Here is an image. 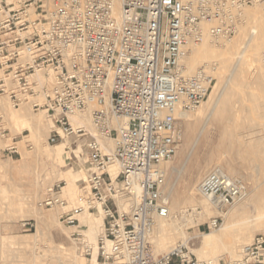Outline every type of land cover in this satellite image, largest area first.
<instances>
[{
	"label": "built area",
	"instance_id": "1",
	"mask_svg": "<svg viewBox=\"0 0 264 264\" xmlns=\"http://www.w3.org/2000/svg\"><path fill=\"white\" fill-rule=\"evenodd\" d=\"M255 5L264 0H16L12 8L0 0V105L6 98L14 109L55 117L49 144L85 142L88 187L77 203L69 209L57 185L39 205L62 209L59 221L89 264H218L188 244L155 259L146 246L172 215L165 165L182 142L181 115L196 111L215 83L211 64L190 73L186 60L205 41L235 35ZM248 191L222 168L210 171L198 187L218 214L209 228L219 229ZM85 213L103 218L97 249L81 225ZM224 264H264V235Z\"/></svg>",
	"mask_w": 264,
	"mask_h": 264
},
{
	"label": "rangeland",
	"instance_id": "2",
	"mask_svg": "<svg viewBox=\"0 0 264 264\" xmlns=\"http://www.w3.org/2000/svg\"><path fill=\"white\" fill-rule=\"evenodd\" d=\"M3 1L12 8L16 0ZM246 9L238 32L214 47L211 53L199 55V63L195 64L194 71L204 63L218 64V71L213 74V90L217 86L219 89L224 87V91L214 109L209 95L196 111L180 121L182 142L173 161L165 165L172 219L159 224L153 233H168L171 239L168 246L149 259L169 252L186 239L191 250L200 249L203 235L214 233L219 238L215 248L219 256L217 263L224 264L234 260L241 247L250 245L256 236L264 235V219L253 221L246 230L237 225L257 216L254 208L239 211L241 201L229 208L239 212L233 220L235 225L226 236L218 231L221 227L211 230L209 223L218 214L208 212L209 203L198 192L202 179L217 167L243 181L251 195L256 194L259 184L264 186L263 164L260 161L250 163L242 155L243 146L250 139L248 133L253 132L256 140L264 137V38L260 40L263 43L259 50L250 49L249 55L243 56L251 28L259 29L258 17L264 19V6ZM210 45L214 46L213 43ZM47 120L45 112L33 111L28 106L14 109L6 98L0 105V264H62L64 260L70 264L90 263L75 243L73 229L59 221L62 209L39 206L50 188L61 185L64 187L63 198L69 202V209L73 207L79 198L78 191L82 193V188L88 187L90 171L85 142L66 137L74 146L80 145V150L74 152L73 145L58 150V144L48 142L53 128L48 127ZM21 121L25 122L24 127ZM30 123L34 132L30 131ZM13 147L16 152L8 151ZM186 197L189 203L183 208L178 203ZM197 205L208 217L181 215L183 209ZM97 218L103 219L98 213H85L80 217L85 235L94 246L101 228L91 234L88 223ZM150 244L148 241L147 246Z\"/></svg>",
	"mask_w": 264,
	"mask_h": 264
},
{
	"label": "bare ground",
	"instance_id": "3",
	"mask_svg": "<svg viewBox=\"0 0 264 264\" xmlns=\"http://www.w3.org/2000/svg\"><path fill=\"white\" fill-rule=\"evenodd\" d=\"M246 11H247V9L244 10L243 15H242L243 17L245 16ZM263 16H264V14H263ZM242 21H243V19H242ZM258 21L260 23L259 29H256V27H254V28H251V30H250V37H249V39H248V41L246 43V47L244 46L246 48V50H244V52H243V56L244 57H245L246 54L249 55L248 54L249 52H247V51H249L250 49L259 50L261 44L263 43V42L260 43V40H262L264 38V19H263V17H260V18L258 17ZM241 25H242V23H241ZM210 43H209V41H205L201 45H199L197 47H194L191 50L192 54L190 53L189 57L186 60V65H187L188 72L194 73L196 70H198L201 67H204L207 64H211L210 67H212V68L210 69V71L212 72V74H214V73H216L218 71V64H216V63H204L203 65H201L200 67H198L194 71V69L196 68L195 64L199 63V61H198L199 55L206 54V53L209 54V53H211L212 49H214V47L217 46L215 44H213L214 46H211ZM257 53H259V52H257ZM253 54H255V52ZM246 60H248V58ZM196 62H198V63H196ZM223 91H224V87L219 89L216 86V88H214L213 92H211L212 94H210L211 95L210 98L213 100V105H212L213 109L219 104L221 96L223 94ZM191 113L192 112L183 113L181 115V119L184 120L183 117L188 115V114H191ZM75 120L78 123H80V119L78 117ZM55 121H56V118H54L53 116H48V120H47L48 127L49 128H54L55 127V125H54ZM21 122H22L23 127H24L26 125L25 122L24 121H21ZM82 123L88 124L89 122L86 119ZM53 125H54V127H52ZM30 131H32V132L35 131L34 130V126L31 123H30ZM247 132H249V131L247 130ZM248 136H249L250 139L248 138L249 141L246 142L245 146H243V149H242L243 151L241 150L243 154L242 153L241 154L243 156H245V158L250 163H254L255 164L257 161H260L263 164L262 167H264V137H261V138L256 140L254 138V133L253 132L248 133ZM64 137L65 138H63L62 142H60L57 145L59 147L58 150H60V151H63V150L66 149V147H69L70 145H73L70 139H66V136H64ZM82 143H84V142H82ZM260 143L262 144V146H259ZM80 148H81L80 145H78V146H74L73 145V151L74 152H78L80 150ZM230 176L233 177V178H236L235 175L231 174ZM78 192H79L78 195L80 197L81 196L80 195L81 191H78ZM168 196L170 198L169 193H168ZM178 198L179 197H177V199ZM202 199L206 200L204 198H202ZM78 200H79V198L76 201H78ZM206 201L209 203L208 206H207L208 207L207 208L208 212L215 211L213 206L211 205V203L208 200H206ZM170 202H171V200H170ZM241 202H242V207L239 206V207H241V209H239V211L240 210L243 211V210H246V209L254 208V211H255L257 216H255L254 218L253 217L247 218L246 220H244V221H242L240 223H237V225L242 226L243 229L246 230L247 226H249V224L252 223L253 221H255V220L256 221H260V220L264 219V186H262V184L258 185L255 195H254V193L252 195H251V193H247V195L241 200ZM188 203H189V201H188V199L186 197L185 200H183L182 202L178 203V205H183V208H185L188 205ZM238 203H236V204H238ZM197 207H198V205H197ZM194 208H196V207H194ZM183 211H186V209L185 210L183 209L181 212H183ZM239 211L238 210H234V209L233 210L229 209V211H226L224 214H222V217L224 219V223L222 224L221 228L218 230L219 232H221V235H225L226 236L228 231L235 225L233 220L236 218V215H237L236 213H238ZM201 216L208 217L207 215H205L203 213V211L201 212ZM171 219H172V217H170L167 221H170ZM167 221H165V222H167ZM88 224H89V227H90V232L92 234V233H95V230H97L98 228H101V229L103 228V219L97 218L95 220H90ZM160 225H161V223H160ZM161 229H163V228H161ZM160 233L152 234L150 236L149 240H148V241L151 242V244L149 246H146V256L148 258H149V256H155V254L157 252H159L167 244V242L170 241V239H171V234L169 235L168 233L167 234H160ZM218 239H219L218 236H215L214 233L203 235V246L200 249L192 250V252L196 253L200 260H209V261L218 262L219 256L217 255V252L215 250L216 242L218 241ZM184 244H188L187 239H186ZM166 246H168V245H166ZM95 248L97 249L96 244H95ZM173 248H175V247H173ZM173 248H171L170 250H172ZM232 248H233V246H232ZM241 250H242V247H241L240 251ZM203 251H205V252H203ZM240 251H239V253H240ZM239 253H238L236 258L239 257ZM232 258H234V256ZM62 264H70V263L68 262V260L67 261L64 260Z\"/></svg>",
	"mask_w": 264,
	"mask_h": 264
}]
</instances>
